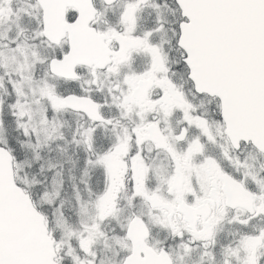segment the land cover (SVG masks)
Here are the masks:
<instances>
[{"label": "snow or ice", "instance_id": "1", "mask_svg": "<svg viewBox=\"0 0 264 264\" xmlns=\"http://www.w3.org/2000/svg\"><path fill=\"white\" fill-rule=\"evenodd\" d=\"M0 264H264V0H0Z\"/></svg>", "mask_w": 264, "mask_h": 264}]
</instances>
